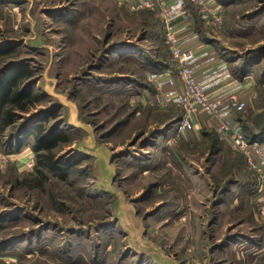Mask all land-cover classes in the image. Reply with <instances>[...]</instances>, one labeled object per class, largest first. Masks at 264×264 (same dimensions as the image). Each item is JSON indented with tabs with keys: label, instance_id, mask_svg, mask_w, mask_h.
<instances>
[{
	"label": "rangeland",
	"instance_id": "rangeland-1",
	"mask_svg": "<svg viewBox=\"0 0 264 264\" xmlns=\"http://www.w3.org/2000/svg\"><path fill=\"white\" fill-rule=\"evenodd\" d=\"M136 4L0 0V82L26 68L31 92L0 132V264H264L245 156L205 113L197 139L196 115L176 132L183 109L159 99L183 90L177 74L179 91L143 97L173 58L157 12ZM228 5L222 39L246 107L222 102L247 138L264 129V0ZM37 125L65 132L49 153L58 169L36 168L35 132L18 146Z\"/></svg>",
	"mask_w": 264,
	"mask_h": 264
},
{
	"label": "crops",
	"instance_id": "crops-1",
	"mask_svg": "<svg viewBox=\"0 0 264 264\" xmlns=\"http://www.w3.org/2000/svg\"><path fill=\"white\" fill-rule=\"evenodd\" d=\"M204 1L210 9L209 23L201 18L199 11L191 2L186 1L184 6L181 7L179 4L180 0H167L169 7L176 13L173 24L179 35V40H181V46L192 52L193 58L190 60V64L194 72H196L198 83L201 84L208 93L214 95L216 98H220L221 101L224 102L233 94L243 100L241 97L247 84V81H245L246 77H244L243 81H238L234 76V72L232 71L233 61L231 62L229 57L225 55L226 50L229 51L231 48L225 46L222 39L227 34L229 35L231 30L226 21L230 10V6L228 5L229 0ZM183 10L185 11L184 13H182ZM224 24L226 28H223ZM170 68L171 66L165 64L162 68H158L161 70L160 72L153 74L155 77H152L153 83H151V86L154 92L151 90V94L149 92L150 95L143 92V97L145 99H155L154 96L157 91V97H159L160 89L166 93L180 90L181 82L175 73L170 72ZM143 91L147 90L145 89ZM156 99L158 100V98ZM222 113L224 117L229 119L231 109H228V107L223 104ZM202 114L203 113L197 114L193 118V121H195V129H193V131H188V136L191 137L190 139L192 140L198 138L199 130L204 127L201 121L202 117L199 121V117ZM214 123L216 125V121H214ZM251 143H258L261 146V150L264 151V140H256ZM253 157L256 160L258 159L255 152H253ZM258 250L260 254L264 252V236L259 240ZM262 256H264V254Z\"/></svg>",
	"mask_w": 264,
	"mask_h": 264
},
{
	"label": "built area",
	"instance_id": "built-area-1",
	"mask_svg": "<svg viewBox=\"0 0 264 264\" xmlns=\"http://www.w3.org/2000/svg\"><path fill=\"white\" fill-rule=\"evenodd\" d=\"M186 1L191 2L197 8L205 22H210V9L204 0H180V6L183 7ZM135 7L150 8L157 12L164 30L163 39L173 58L170 72L177 74L183 84L181 92L168 94V96L159 99L163 106L174 102L183 109L184 115L175 125L176 132L183 133L185 130L192 129L193 123L190 118L194 115L205 113L212 117L216 121L217 132L230 137L232 145L245 156L249 169L256 173V185L259 192L258 215L264 219V152L261 150V146L258 143H250L241 131L233 127V121L224 117L222 113L220 98L208 93L198 83L196 72L190 64L193 54L181 46V40H179V35L173 24L176 13L169 7L167 0H137ZM184 12L183 10L182 13ZM228 101L230 108L237 112L243 111L246 107V103L238 99L235 94L231 95ZM252 151L258 156V161L254 160ZM1 160L5 161L4 156L0 153ZM33 165L31 164V167Z\"/></svg>",
	"mask_w": 264,
	"mask_h": 264
},
{
	"label": "trees",
	"instance_id": "trees-1",
	"mask_svg": "<svg viewBox=\"0 0 264 264\" xmlns=\"http://www.w3.org/2000/svg\"><path fill=\"white\" fill-rule=\"evenodd\" d=\"M28 75L26 68H20L0 82V132L14 124L16 111H25L27 109V102L30 101L31 92L29 88H19V84ZM42 129V126L37 125L26 134L15 133L14 137L17 139L18 146L21 147L26 138L32 135V132H35L36 143L33 144V150L36 153V168L49 167L50 169H58L52 164V157L49 153L58 141L64 140L65 132L55 129L53 132L44 135L42 134ZM261 138H264V129L258 133H250L247 136L250 143Z\"/></svg>",
	"mask_w": 264,
	"mask_h": 264
}]
</instances>
